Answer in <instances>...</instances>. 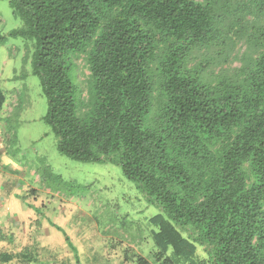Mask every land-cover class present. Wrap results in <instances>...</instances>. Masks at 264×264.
I'll return each instance as SVG.
<instances>
[{"label": "trees", "instance_id": "obj_1", "mask_svg": "<svg viewBox=\"0 0 264 264\" xmlns=\"http://www.w3.org/2000/svg\"><path fill=\"white\" fill-rule=\"evenodd\" d=\"M6 1L58 151L119 165L161 210L123 259L264 264V0Z\"/></svg>", "mask_w": 264, "mask_h": 264}, {"label": "rangeland", "instance_id": "obj_2", "mask_svg": "<svg viewBox=\"0 0 264 264\" xmlns=\"http://www.w3.org/2000/svg\"><path fill=\"white\" fill-rule=\"evenodd\" d=\"M21 24L0 0L6 98L0 110V238L2 230L26 233L36 261L29 264H133L123 252L147 255L153 248L149 219L161 210L119 165L73 160L58 151L44 120L48 100L32 73V42L9 34ZM77 65L76 99L82 89L84 101L89 70L84 58ZM12 244L3 253L14 252Z\"/></svg>", "mask_w": 264, "mask_h": 264}, {"label": "crops", "instance_id": "obj_3", "mask_svg": "<svg viewBox=\"0 0 264 264\" xmlns=\"http://www.w3.org/2000/svg\"><path fill=\"white\" fill-rule=\"evenodd\" d=\"M21 203L25 204L24 202ZM2 231L4 235L0 238V262L2 264H28L26 263V233L17 236L15 234L9 235L7 230ZM13 242L17 245L16 250L14 252L3 253V250L13 245Z\"/></svg>", "mask_w": 264, "mask_h": 264}]
</instances>
